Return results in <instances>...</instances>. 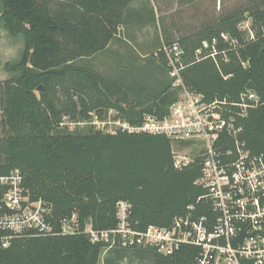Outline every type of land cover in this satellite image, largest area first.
Listing matches in <instances>:
<instances>
[{
  "label": "trees",
  "instance_id": "trees-1",
  "mask_svg": "<svg viewBox=\"0 0 264 264\" xmlns=\"http://www.w3.org/2000/svg\"><path fill=\"white\" fill-rule=\"evenodd\" d=\"M136 1L1 0L0 21L13 36H24L25 49L19 61L6 65L15 77L0 83V172L19 169L31 198L52 206L57 226L77 213L82 232L16 238L0 250V264H99L104 252L105 264H119L130 253L150 254L154 264L196 263L197 246L182 245L171 255L154 247L106 251V242H92L84 232L89 223L95 230L117 227L120 200L131 203L135 228L168 227L189 205L197 206L198 197L206 192L196 184L201 164L177 169L172 142L164 135L110 134L93 126L71 130L61 125L64 116L79 121L112 107L136 124L146 112H167L178 98L163 58H154L161 72L152 81L136 79L125 85L120 80L131 94L122 103L96 85L97 73L79 65L108 50L123 25L159 23L154 8L133 9ZM248 17L255 32L251 42L238 29ZM224 32L239 37L243 47L231 51L221 68L208 58L190 64L182 76L209 100H237L241 93L255 91L260 103L249 110L241 137L254 152L264 153V0H246L177 39L169 28H161L163 41H180L191 61L204 40ZM63 86L69 102L60 106L58 92ZM202 205L197 213L211 214Z\"/></svg>",
  "mask_w": 264,
  "mask_h": 264
},
{
  "label": "built area",
  "instance_id": "built-area-1",
  "mask_svg": "<svg viewBox=\"0 0 264 264\" xmlns=\"http://www.w3.org/2000/svg\"><path fill=\"white\" fill-rule=\"evenodd\" d=\"M239 45L237 37L224 32L204 40L191 61L180 41L164 42L155 55L164 59L174 79L172 87L179 91L167 112H146L143 120L134 124L112 107L67 123L71 130L93 126L110 134L164 135L172 142L177 169L195 162L202 167L196 184L206 192L197 203L211 214H198V205L191 204L170 226L150 225L140 230L132 224L131 203L120 200L117 227L95 230L90 223L86 225L84 232L92 242H106V251L154 247L164 255L192 245L200 248L195 264H264V153L254 152L241 137L243 121L260 98L247 90L237 100H209L189 87L182 76L190 64L208 58L221 68V62H228L229 52L238 50ZM243 64L248 66V62ZM60 224L54 221L50 204L31 198L19 169L0 172V250L9 248L16 238L82 232L77 213Z\"/></svg>",
  "mask_w": 264,
  "mask_h": 264
},
{
  "label": "rangeland",
  "instance_id": "rangeland-1",
  "mask_svg": "<svg viewBox=\"0 0 264 264\" xmlns=\"http://www.w3.org/2000/svg\"><path fill=\"white\" fill-rule=\"evenodd\" d=\"M245 2L246 0H137L133 4V9L154 8L159 23H151L149 25L146 23L145 25L134 21L131 24L123 25L108 50L84 59L79 65L86 66L97 73L96 85L103 88L106 95H111L113 100L118 99L122 103V99L129 100L131 94L127 92V87L122 85L120 80H124L125 85L133 83L136 79L153 80L143 67L147 62L150 64L151 61L157 60L155 52L159 49V40H164L161 34L162 26L169 28L173 32L174 39H177L183 34H188L201 28L203 24L217 19ZM2 10L3 6L0 0V15ZM238 29L247 42L255 39L252 18L248 17L240 22ZM225 33L232 37H237L228 32ZM237 38L240 42L237 47L239 50L243 47V42L239 37ZM24 49V36H13L5 28L3 22L0 21V83L15 77V74L6 68V65L19 61ZM131 50L139 56L135 66L130 64V62H133V60H130L132 58L128 56L127 63L124 61L125 58L121 56L122 52L125 51L127 52L126 54H129ZM137 52L143 55H139ZM126 71L131 72L125 73ZM153 72L155 74L159 73L158 62H156ZM66 86H63L58 92L60 106H65L69 102V98L64 92V89H67ZM36 94L39 96L40 90ZM62 121L64 124L61 125L64 126L70 123L72 119L69 116H64ZM105 258L104 252L99 264H105ZM153 260L150 254L130 253L120 259L119 264H154Z\"/></svg>",
  "mask_w": 264,
  "mask_h": 264
},
{
  "label": "crops",
  "instance_id": "crops-1",
  "mask_svg": "<svg viewBox=\"0 0 264 264\" xmlns=\"http://www.w3.org/2000/svg\"><path fill=\"white\" fill-rule=\"evenodd\" d=\"M142 27H146L145 25H141ZM121 29V28H120ZM163 41V40H162ZM163 43V42H162ZM111 45V44H110ZM127 52H122V54H121V56L123 57V58H125V62H127L128 63V60H127V58H128V56L130 57V58H132V59H130V60H133V62H130V64H132V65H136V63L135 62H138V58H139V56L134 52V51H130V53L129 54H126ZM138 53V52H137ZM139 55H143V54H141V53H138ZM146 63V62H145ZM150 64H151V66H150ZM150 64L147 62V64H145L144 65V69L149 73V77L150 78H152L153 79V77H155L157 74H155L153 71H154V67H155V62H150ZM139 68H141V67H139ZM141 70H143V69H141ZM161 69H159V72H161L160 71ZM149 81H152V80H150L149 79Z\"/></svg>",
  "mask_w": 264,
  "mask_h": 264
}]
</instances>
